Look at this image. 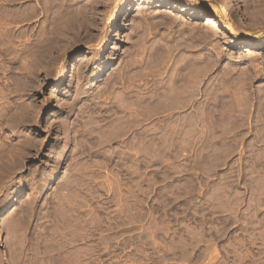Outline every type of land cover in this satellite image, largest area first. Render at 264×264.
Segmentation results:
<instances>
[{"label":"rangeland","instance_id":"rangeland-1","mask_svg":"<svg viewBox=\"0 0 264 264\" xmlns=\"http://www.w3.org/2000/svg\"><path fill=\"white\" fill-rule=\"evenodd\" d=\"M121 2L0 0V264H264V0Z\"/></svg>","mask_w":264,"mask_h":264},{"label":"bare ground","instance_id":"bare-ground-1","mask_svg":"<svg viewBox=\"0 0 264 264\" xmlns=\"http://www.w3.org/2000/svg\"><path fill=\"white\" fill-rule=\"evenodd\" d=\"M121 1H122L121 4L115 10H113V12L109 15V18H108V24H109L110 30L113 32H115L117 30L118 22L121 19V17L126 12H128V15H130V13L132 12V9L130 8L131 2L136 3V2H140L141 0H121ZM159 3L163 7L168 6V2H166V1H162ZM233 13H234V17L236 19L245 20L247 22H252L251 19L246 16L243 9L236 2L233 3ZM199 16L202 17V19L205 23L204 25H206L207 28H209V31L215 32V31L223 30L231 36L235 34V31L233 28L234 26L232 27L231 24L223 23V22H220L218 20H214L213 18H211L208 15L200 14ZM243 48L244 49H256V50L264 49V40H263L262 45H254L251 43H245V44H243ZM106 49H107L106 46H102L101 52L105 51ZM76 67H78V65H76ZM73 68H75V64L72 65L71 68L68 67L67 70H64L61 73L59 80H57L56 83L54 84V89H57L58 87H60V85H62V83L67 80L68 75Z\"/></svg>","mask_w":264,"mask_h":264}]
</instances>
